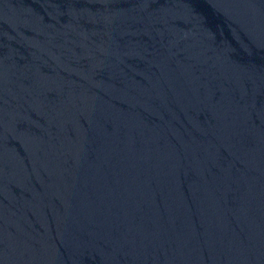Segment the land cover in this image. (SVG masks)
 Wrapping results in <instances>:
<instances>
[{
  "label": "water",
  "instance_id": "95a60500",
  "mask_svg": "<svg viewBox=\"0 0 264 264\" xmlns=\"http://www.w3.org/2000/svg\"><path fill=\"white\" fill-rule=\"evenodd\" d=\"M0 264H264V0H0Z\"/></svg>",
  "mask_w": 264,
  "mask_h": 264
}]
</instances>
